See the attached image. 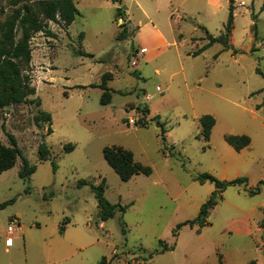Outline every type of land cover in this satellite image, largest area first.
<instances>
[{
	"label": "rangeland",
	"instance_id": "1",
	"mask_svg": "<svg viewBox=\"0 0 264 264\" xmlns=\"http://www.w3.org/2000/svg\"><path fill=\"white\" fill-rule=\"evenodd\" d=\"M25 2L0 0V22ZM74 2L78 14L68 26L48 21L54 36L36 32L30 39L23 73L35 89L32 101L0 109V143L10 145L13 134L33 168L20 178L17 157L0 173V203L13 199L0 208V254L11 264H99L102 256L110 264H219V256L224 264H264V0ZM230 4L232 47L214 42L192 55L207 42L202 27L223 33ZM104 72L113 91L102 105L101 89L91 84ZM40 110L50 112V124L34 121ZM204 114L215 119L207 141ZM228 134H246L250 143L237 151ZM41 141L47 159L37 153ZM67 142L74 148L66 152ZM112 145L132 151L150 174L122 181L102 156ZM202 173L246 181L221 192L208 225L177 229L214 189L195 179ZM80 180L102 182L104 196L125 211L100 220L94 194ZM11 216L20 231L9 234ZM163 243L174 248L159 252Z\"/></svg>",
	"mask_w": 264,
	"mask_h": 264
},
{
	"label": "trees",
	"instance_id": "2",
	"mask_svg": "<svg viewBox=\"0 0 264 264\" xmlns=\"http://www.w3.org/2000/svg\"><path fill=\"white\" fill-rule=\"evenodd\" d=\"M21 0H11L13 6L18 5ZM119 2V0H112ZM117 13L123 17L121 7H117ZM3 11V10H1ZM233 8L229 5L228 17L223 27V33L214 36L202 27L205 32V38L207 42L192 55H196L201 52L202 49L210 46L214 42H219L224 48H231V44L228 42V36L233 28ZM78 14V9L74 0H26L25 3L15 7L11 12L5 16L4 20L0 22V109L7 105L27 103L31 102L29 98L31 94L35 93V89L30 85V78L27 74L23 73V68L26 67L31 60V47L30 39L36 32H42L46 36H54V33L48 27V21L59 22L62 21L64 26H68ZM20 33L16 37L17 33ZM125 31L118 32L117 39H123L125 37ZM82 35V32H81ZM79 55L93 57V54L84 50L78 52ZM259 74L262 73L257 70ZM109 72L101 74L100 82L98 84H91L101 89V95L99 102L102 105L108 104L111 101V87L108 86L107 80L109 79ZM264 77V75H262ZM264 103V98L263 101ZM40 104V100H37ZM147 110V109H146ZM36 123L40 121H47L51 123V114L48 111L40 110L33 116ZM161 127L160 135L163 138L164 123L157 121ZM200 134L204 140H208L211 129L215 124V119L211 114H204L199 117ZM139 126H146L143 120L137 122ZM3 124L0 123V131L3 130ZM48 133L51 129L48 128ZM10 140V145H4L0 143V173L11 168L17 157L21 160V168L19 170V177L27 179L32 173L33 168L29 165L28 159L23 155L20 148L17 146L15 137L11 133H7ZM225 141L231 145L235 150H241L247 147L250 143V137L246 134H228L225 135ZM74 145L71 142H67L63 145L64 151L73 150ZM37 153L40 159H47L50 156V150L45 143L41 141L37 146ZM102 156L106 163L114 170L118 177L122 181L129 180L135 174L148 175L151 172V168L147 165L136 161L133 157L132 151L123 148L122 146L112 145L104 146L102 148ZM53 170L56 169V163L52 160ZM200 183L208 180L214 184V189L211 192L208 199L201 204L197 215L189 220L177 224V229L182 225L188 224L190 227L197 225V231L205 225H208L207 216L210 208L217 203V197H221V192L230 184L243 183L246 181V177H236L234 179H219L210 173H202L195 178ZM89 184L91 191L94 194L98 207V217L100 220H106L115 214L116 210L121 212L125 211L127 205H121L120 203H111L104 196L103 183L93 184L86 180H80L79 185ZM259 188L249 190V193H256ZM13 202V199H9L3 203H0V208L6 204ZM64 223L69 222L68 218H65ZM64 225L59 228L60 232H63ZM161 242V240H160ZM174 245L161 244L159 252L172 250ZM111 259L107 260L105 256L101 257L99 264H110ZM219 264H224L219 256Z\"/></svg>",
	"mask_w": 264,
	"mask_h": 264
},
{
	"label": "crops",
	"instance_id": "3",
	"mask_svg": "<svg viewBox=\"0 0 264 264\" xmlns=\"http://www.w3.org/2000/svg\"><path fill=\"white\" fill-rule=\"evenodd\" d=\"M148 25L151 26V28L153 29V31L155 32V34L157 35V37L164 43V38H163L162 34L158 31V29L155 27V25L152 24V23H150V22L148 23ZM140 32L141 31H138L137 34H140ZM18 231H20V226H19V228L15 232H18ZM21 232H22V229H21ZM4 251L7 252L8 251L7 248H5ZM8 259L9 258H7L5 255L0 254V264H11V262L8 261Z\"/></svg>",
	"mask_w": 264,
	"mask_h": 264
},
{
	"label": "built area",
	"instance_id": "4",
	"mask_svg": "<svg viewBox=\"0 0 264 264\" xmlns=\"http://www.w3.org/2000/svg\"><path fill=\"white\" fill-rule=\"evenodd\" d=\"M19 219L17 216H11L9 219V224L7 225L6 232L11 234L12 232H15L19 228Z\"/></svg>",
	"mask_w": 264,
	"mask_h": 264
},
{
	"label": "water",
	"instance_id": "5",
	"mask_svg": "<svg viewBox=\"0 0 264 264\" xmlns=\"http://www.w3.org/2000/svg\"><path fill=\"white\" fill-rule=\"evenodd\" d=\"M118 5H120V4L118 3ZM7 107H9V106H7ZM263 236H264V231H263Z\"/></svg>",
	"mask_w": 264,
	"mask_h": 264
}]
</instances>
